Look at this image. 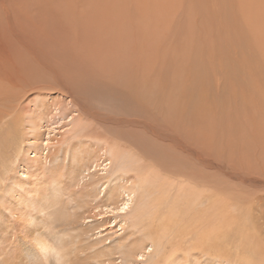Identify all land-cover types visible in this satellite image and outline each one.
<instances>
[{"label": "rangeland", "instance_id": "obj_1", "mask_svg": "<svg viewBox=\"0 0 264 264\" xmlns=\"http://www.w3.org/2000/svg\"><path fill=\"white\" fill-rule=\"evenodd\" d=\"M36 108L49 116L33 132ZM55 109L76 110L88 141L141 157L132 180L150 201L167 187L172 203L168 211L156 207L153 220L146 199L112 212L106 199L79 187L60 191L67 210L85 208L72 264H257L255 252L264 248V0H0V219L14 231L0 234V264L40 258L35 239L47 235L45 217L36 215L34 227L8 206L13 196L43 200L52 182L67 180L49 162L60 130L45 141ZM35 139L51 145L47 159L26 157ZM34 157L45 169L31 177L23 164ZM141 205L139 220L133 212ZM209 228L210 250L192 242L195 231ZM147 229L158 246L126 257Z\"/></svg>", "mask_w": 264, "mask_h": 264}, {"label": "bare ground", "instance_id": "obj_2", "mask_svg": "<svg viewBox=\"0 0 264 264\" xmlns=\"http://www.w3.org/2000/svg\"><path fill=\"white\" fill-rule=\"evenodd\" d=\"M44 92H45V90H44ZM39 97H40V95H39ZM44 97H45V99L47 98L46 96H44ZM41 100H42V102H44L43 99H41ZM74 106H75V104H74ZM36 109H37L36 111H38V113L37 112H36L37 114L34 113L36 116L35 120H33L31 122L29 121L30 131H33V132H35L37 130L39 131V129H41L40 124L42 123V121H41L42 115H43V118L44 117L46 118V116H49V115L43 114L44 112H42L39 108H36ZM51 115L57 117V119L55 118L56 119V125H54L56 127L51 125L52 126L51 128L46 129L47 130V134H46L47 138L45 141L46 142L50 141V140H48V136H49L50 132H52V134H53V132L56 133L55 131L59 132V130L62 134L61 138H63V141L60 144L59 143H58V145L56 144L57 147H59V148H57L56 151L52 150L54 152V155L52 156L51 160H49V162L56 163L55 170H59L61 172L64 171V175L67 179L66 181H63L62 179H58V178L56 179L55 183L59 187V192L60 191H61V193L68 192L67 187H70L72 189L74 187H79L82 190V192L84 193V196H86L88 198L97 199L99 197H102L103 199H106V203H105L106 205L105 206H113V208L111 209L112 212L113 211H120L121 212V209H125L128 206V204H132L133 199H135V201H136V199H138L137 200L138 203H136L138 205H139V203L142 202V199H146L150 204H153L152 206H148V207L151 208V207L155 206V207L151 208L153 215L150 218H152L153 220L155 218H157L156 214H158V212H156L155 210H156V207H158L159 205L164 206V208H165L164 211L169 210V208H167V207L170 204L172 205V203H170L168 198L166 197L167 191H168L167 187L164 189V192H165L163 194L164 196L163 195L158 196L155 199H153V201H150V200H148V196L144 193V191H146L148 194L147 189H145L144 187H142V190L139 189L141 184L132 180L133 176L131 174H137L138 173V171L134 167V165L135 164L137 165L139 163V161L142 163V160H140L141 159L140 155H139V157H140V159H139L137 156L132 155V154L130 155L125 150L124 151L121 150V148H115L114 145H112V143L107 144L104 141L98 140L97 138H96V140L93 139L92 141H88L87 140L88 135H86L84 132V130H85V128L83 127L84 124L82 122L81 117L76 112V110L72 111V109L71 110L67 109L66 111L61 112V110L55 109V111H53L52 114H50V116ZM44 120L45 119H43V122H44ZM58 125H60V126H58ZM133 135H135V134H133ZM82 138H85L86 140L83 142H80ZM68 139H69V142H68ZM40 141H41V139H40ZM75 141H78L76 143H77V145H79V147H77V149L70 148L75 144ZM46 142L44 143V145H42V143L39 144L37 140L30 142L29 146L27 148L26 157L29 154L34 153L37 156L39 154H43V156H45V159H47L46 155L44 154V151L46 153L47 151H50V149H52V148H51V145H48L49 142L48 143H46ZM51 144H53V143H51ZM65 164H67L66 167H64ZM23 166L26 167L27 172L29 173V175L31 177L33 176L35 171H41V170L45 169L42 165V162L40 160L38 161V159L35 157L34 158H25ZM98 168L100 170H97ZM83 171H86L85 176H81V175H83L82 174ZM100 172H104V174H99ZM114 176H116L115 179H114ZM115 180H118L119 184L116 187L112 188L115 185ZM107 183H108V186H105ZM133 187H134V189H133ZM50 189H52V187ZM26 196L23 197V200H20L17 196H13L12 202H11L10 206H8V207L12 208V212L16 211L21 216H25L27 218H32L33 219L32 222L34 223V227H36L37 223L41 219V218H37L36 215L40 214L42 212V210H44L43 207L48 206V204H46L47 202L45 203V201L47 200L49 203L48 197L50 199L51 193L48 192V193L43 194V200H41V196L39 194L37 197H31L29 194H26ZM73 196L74 195H72V197ZM196 196L198 197V195H196ZM196 196L193 197L194 201L197 200ZM191 198H192V196H191ZM7 199L8 198H6V200ZM73 199H75V197H73ZM207 203H209V202H207ZM1 204H2V207L0 209V215L5 216V214H3L4 213L3 210L6 208V206H5V203H1ZM16 204H17V207H15ZM138 205H137V207H138ZM208 205L210 208L211 207L210 204H208ZM30 208H33V209L30 210ZM134 208L136 209V212H133V213L134 214L138 213V214H136V216L140 220L142 213H144L147 208H146V206H142V205L139 208H136V207H134ZM159 220L161 221V219L160 218L157 219L158 224H160ZM3 225L4 224L1 222V219H0V234H1V232H3L4 234L12 237V234L14 231L9 229V228L4 230ZM255 228H253V230L257 231ZM263 228H264V225H263ZM245 230H247V229L245 228ZM210 231H211L210 228H209L207 233H205L204 231L202 233H197L195 231L194 232L195 238L192 239L193 240L192 242L198 244V247L201 248L202 247L201 243H202V241H204L205 243H208V246H209L208 250H210L211 249L210 246L213 245L212 243L214 242V239L212 238V233H211L212 231L211 232ZM33 233H35V232H32V234ZM153 234H154L153 229H147V231L145 233L144 232L141 233L140 234L141 238L139 240H134L128 246L129 250H128V252L125 253L126 257L129 256V257L133 258L136 253H137L136 256L139 255V257H140V256H142V253H144V250L147 247L150 249L156 248L155 246H158V242L156 244V242L153 241L154 240ZM157 238H158V236H157ZM244 239L245 238H243V240ZM37 240L38 239H35V242ZM3 241H4V238L2 235H0V244L3 243ZM121 242L124 243L125 241H121ZM121 245H123V244H121ZM121 245L119 247H121ZM22 246H24V249L27 253L32 251L30 247H28L24 244ZM123 246H125V245H123ZM35 248H37V247L35 246ZM92 248H93V246H92ZM107 251H108V249H107ZM255 253L257 254V257H253L252 261H254V258H255V261L257 264H264V248L256 251ZM101 256H103V251L100 252V256H98V258ZM253 263L254 262L248 263V264H253Z\"/></svg>", "mask_w": 264, "mask_h": 264}, {"label": "clouds", "instance_id": "obj_3", "mask_svg": "<svg viewBox=\"0 0 264 264\" xmlns=\"http://www.w3.org/2000/svg\"><path fill=\"white\" fill-rule=\"evenodd\" d=\"M51 187L48 207L41 212L45 217L43 231L47 235L35 242L40 253L35 264H72V245L77 244L80 238L76 225L82 222L85 208L78 203L75 212L67 210L58 185L52 182ZM28 219L31 222V218Z\"/></svg>", "mask_w": 264, "mask_h": 264}, {"label": "snow or ice", "instance_id": "obj_4", "mask_svg": "<svg viewBox=\"0 0 264 264\" xmlns=\"http://www.w3.org/2000/svg\"><path fill=\"white\" fill-rule=\"evenodd\" d=\"M126 207V206H125ZM124 209H121V211H123Z\"/></svg>", "mask_w": 264, "mask_h": 264}]
</instances>
